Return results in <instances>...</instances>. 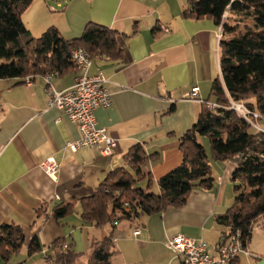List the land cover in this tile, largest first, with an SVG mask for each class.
Segmentation results:
<instances>
[{
  "label": "crops",
  "instance_id": "obj_1",
  "mask_svg": "<svg viewBox=\"0 0 264 264\" xmlns=\"http://www.w3.org/2000/svg\"><path fill=\"white\" fill-rule=\"evenodd\" d=\"M186 5L187 0H34L23 13V24L33 38L51 27L64 40L80 38L89 23L112 29L118 34L121 57L96 58L88 71L89 76L103 74L111 96L110 106L96 109L94 118L115 141L112 157L101 156L94 147L75 153L66 149L79 138L78 125L47 106L43 77L31 79L29 85L0 80V226L14 224L24 234V253L15 257L20 250L10 264H48L45 255H52L56 240L72 244V250L81 254L74 264H92L91 243L108 235L109 226L83 225L81 199L91 196L110 171L127 167L124 156L136 144L146 155L156 154L142 166L155 193L159 178L181 163L180 139L202 108L186 95L196 86L199 97L211 101L212 82L220 77L218 27L211 19L183 18ZM79 75L78 69H71L50 83L62 91ZM259 124L264 129V118ZM50 157L59 164L54 177L39 166ZM234 169L232 161H212L211 189L193 190L179 208L118 223L112 232L111 264H185L165 247L166 239L177 234L202 239L215 257L214 248L227 231L215 217L233 203ZM137 186L145 188L146 181ZM66 203L73 211L57 222L53 209ZM260 220L263 228L264 218L257 223ZM33 238L42 250L28 257ZM251 238L245 246L250 256L241 254L234 264L264 260V247L250 246Z\"/></svg>",
  "mask_w": 264,
  "mask_h": 264
},
{
  "label": "trees",
  "instance_id": "obj_2",
  "mask_svg": "<svg viewBox=\"0 0 264 264\" xmlns=\"http://www.w3.org/2000/svg\"><path fill=\"white\" fill-rule=\"evenodd\" d=\"M33 1L0 0V80L16 79L26 84L36 77L62 76L77 69L71 61L76 49L86 52L91 61L120 59L117 32L93 23L87 24L80 38L74 40H64L53 27L39 38L31 37L22 15ZM225 12L228 16L223 19ZM181 15L191 20L211 19L222 28L220 77L213 80L211 101L208 100L217 107L208 110L201 106L195 124L180 139L181 163L159 178L158 193L151 191L153 181L142 171L143 164L156 154L146 155L142 146L136 144L124 156L127 167L110 171L91 196L81 199L83 225L109 226L108 235L91 243L92 264H111L115 254L112 232L118 223L159 215L170 207L179 208L193 190L211 189L212 161L235 164L230 176L233 203L215 217V222L227 230L222 241L239 230L245 247L255 224L264 218V135L227 109L230 101L239 102L264 118V0H187ZM245 20L252 24L242 28ZM201 138L208 140L209 155L200 143ZM143 181L145 188L137 186ZM72 211L71 203L58 204L53 218L59 222ZM23 243L24 234L19 226L1 225L0 261L10 264ZM64 244V240L54 241L52 255L46 258L55 264H74L81 254L72 250V244L62 249ZM41 250L37 238H33L26 254L30 257Z\"/></svg>",
  "mask_w": 264,
  "mask_h": 264
},
{
  "label": "built area",
  "instance_id": "obj_3",
  "mask_svg": "<svg viewBox=\"0 0 264 264\" xmlns=\"http://www.w3.org/2000/svg\"><path fill=\"white\" fill-rule=\"evenodd\" d=\"M234 1V0H232ZM227 13L223 15L226 19ZM222 37V28L218 27L216 38L220 41ZM71 61L80 71V75L75 79L72 87L62 91L55 89L50 83L53 75L44 77L46 87L47 106L62 112L66 118L78 125L79 138L66 144V149L75 153L82 147H94L98 149L103 157H112L115 148V141L109 137L106 131L98 128L94 118V111L98 108H107L111 104V96L105 88L106 79L101 72L93 76L88 75L91 67V60L82 49H76L71 54ZM30 82L27 80L26 85ZM186 97L208 110H213L217 105L210 101H205L199 97V88L192 87ZM229 110L234 111L240 118L245 120L255 131L264 135V129L258 124L261 116L258 113L250 112L242 103L229 102ZM41 170L49 176L54 177L59 171V164L52 157L47 158L39 164ZM136 230L134 235H138ZM165 247L178 256H181L185 264H233L236 258L244 254L250 256L245 250L241 241L239 230L232 232L229 237L221 241L214 250L215 257L208 254V248L202 239H192L177 234L168 237L165 241ZM66 245L62 246L65 249ZM46 257V255H45ZM48 264H55L46 258Z\"/></svg>",
  "mask_w": 264,
  "mask_h": 264
},
{
  "label": "rangeland",
  "instance_id": "obj_4",
  "mask_svg": "<svg viewBox=\"0 0 264 264\" xmlns=\"http://www.w3.org/2000/svg\"><path fill=\"white\" fill-rule=\"evenodd\" d=\"M252 22L250 20H245L244 23H243V26L242 28L247 25H251ZM241 28V29H242ZM261 120V119H260ZM259 120V121H260ZM259 121H258V124H259ZM260 125V124H259ZM200 143L202 144V146L204 147L207 155H209V144H208V140L206 138H201L200 139ZM261 221V220H260ZM258 222L256 224V226H254L253 228V231H252V238H251V241H250V246H262L264 247V227L262 228V226H259L262 224V221L261 222ZM264 222V221H263ZM24 250H21L19 254H17L15 257H20L21 255H23V252ZM15 259V258H14ZM15 261V260H14ZM0 264H3L2 262H0Z\"/></svg>",
  "mask_w": 264,
  "mask_h": 264
},
{
  "label": "water",
  "instance_id": "obj_5",
  "mask_svg": "<svg viewBox=\"0 0 264 264\" xmlns=\"http://www.w3.org/2000/svg\"><path fill=\"white\" fill-rule=\"evenodd\" d=\"M259 264H264V260H261Z\"/></svg>",
  "mask_w": 264,
  "mask_h": 264
}]
</instances>
